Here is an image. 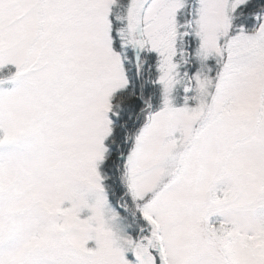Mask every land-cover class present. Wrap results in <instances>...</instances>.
Returning <instances> with one entry per match:
<instances>
[{
  "label": "snow or ice",
  "instance_id": "snow-or-ice-1",
  "mask_svg": "<svg viewBox=\"0 0 264 264\" xmlns=\"http://www.w3.org/2000/svg\"><path fill=\"white\" fill-rule=\"evenodd\" d=\"M0 264H264V0H0Z\"/></svg>",
  "mask_w": 264,
  "mask_h": 264
}]
</instances>
